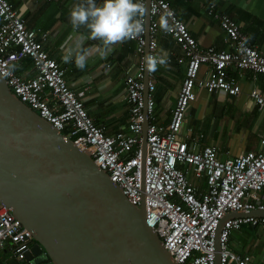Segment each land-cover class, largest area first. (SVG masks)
<instances>
[{"label": "built area", "instance_id": "1", "mask_svg": "<svg viewBox=\"0 0 264 264\" xmlns=\"http://www.w3.org/2000/svg\"><path fill=\"white\" fill-rule=\"evenodd\" d=\"M142 2L149 14L148 39L144 16V32L130 40L136 46L137 66L125 80L128 121L124 130L107 135L104 127L94 123L83 102L66 84L64 70L44 50L47 34L38 35L27 28L8 0H0V76L21 102L87 151L129 202L139 206L144 196L146 221L177 264H215L220 222L232 212H264V139L259 142V150L222 161L215 147H198L197 141L179 134L186 112L196 99L197 87L209 94L237 96L241 87L230 71L264 75V53L250 44L233 19L216 13L214 4L207 13L219 22L227 43L225 50L200 48L166 0ZM161 17L168 19L172 31L161 29ZM159 32L179 46L181 55L167 61L182 66L184 75L167 126L155 122V71L146 64L148 56L158 57ZM25 59L35 72L29 79L12 68V64ZM203 66H208V71L200 78ZM248 99L259 109L264 108V94L258 90L250 91ZM145 115L148 124L143 159ZM189 175L203 180L205 189L193 184ZM243 226L256 228L264 235V217L227 219L219 235V264H255L250 255L234 252L228 245L231 233ZM33 244L30 233L0 204V264H34L26 261ZM4 254L9 255L6 261H2Z\"/></svg>", "mask_w": 264, "mask_h": 264}, {"label": "crops", "instance_id": "2", "mask_svg": "<svg viewBox=\"0 0 264 264\" xmlns=\"http://www.w3.org/2000/svg\"><path fill=\"white\" fill-rule=\"evenodd\" d=\"M25 21L27 28L47 34L44 50L50 58L64 70V80L80 99L88 115L96 124L104 127L107 135L124 130L128 121V105L125 102L126 76L135 72L137 66L136 46L133 41L113 46L111 52L103 56V45L90 37V30L81 27L73 30L70 14L73 8L84 0H8ZM175 10L178 18L187 26L200 48L227 49L224 33L219 22L207 13L214 4L216 13L233 19L248 36L251 45L264 53V0H166ZM102 6L103 0H96ZM83 37V39H81ZM158 57L164 52L168 58L181 55L179 46L161 32L157 34ZM86 50V67H76L75 54ZM69 56V62L65 61ZM12 68L24 79L35 72L29 60L12 64ZM208 66H203L199 77L207 75ZM241 87L237 96L223 93H207L195 89L196 99L186 112L185 121L179 135L197 141L198 147L213 146L222 161L240 154L259 150L264 139V108L259 109L248 99L252 90L264 94V75L250 71H230ZM183 68L175 62L167 66H157L155 71L156 89L155 122L167 126L183 80ZM188 130H191L188 132ZM229 131V133H228ZM225 134L229 138L224 137ZM237 138L234 145L232 141ZM235 147H234V146ZM189 180L204 190L203 180ZM241 235V237H239ZM229 248L239 254L250 255L255 264H264V235L255 232H232ZM254 250V253L251 251Z\"/></svg>", "mask_w": 264, "mask_h": 264}, {"label": "water", "instance_id": "3", "mask_svg": "<svg viewBox=\"0 0 264 264\" xmlns=\"http://www.w3.org/2000/svg\"><path fill=\"white\" fill-rule=\"evenodd\" d=\"M150 0H147V4ZM146 39L149 14L146 10ZM146 73V71H145ZM147 77L143 95L147 97ZM145 115L141 140L146 153ZM0 204L20 222L34 244L26 261L34 264H177L146 221L89 153L65 138L21 102L0 76ZM264 212H232L234 217Z\"/></svg>", "mask_w": 264, "mask_h": 264}, {"label": "clouds", "instance_id": "4", "mask_svg": "<svg viewBox=\"0 0 264 264\" xmlns=\"http://www.w3.org/2000/svg\"><path fill=\"white\" fill-rule=\"evenodd\" d=\"M145 14L146 9L142 0H103L102 6H97L96 0H84V3L75 6L71 11L70 23L73 30H78L82 26L90 30V37L102 43L103 56L106 58L114 45L136 39L144 32ZM160 27L164 32L172 31L166 17H161ZM89 54L86 50L76 52L77 68L83 70L86 67ZM167 57L166 52L160 57L148 56L146 58L148 69L156 71L158 65L166 67ZM64 59L69 62L70 57L65 56Z\"/></svg>", "mask_w": 264, "mask_h": 264}, {"label": "trees", "instance_id": "5", "mask_svg": "<svg viewBox=\"0 0 264 264\" xmlns=\"http://www.w3.org/2000/svg\"><path fill=\"white\" fill-rule=\"evenodd\" d=\"M95 123V122H94ZM96 124V123H95ZM97 126H99L98 124H96ZM247 230V231H253V232H255V230H256V228H253V227H251V226H248V227H246V226H243L239 231L241 232V231H243V230ZM235 232H238V231H235ZM231 241V235L229 236V242ZM229 242H228V244H229ZM7 260V258L6 257H4L3 256V259H2V261H6Z\"/></svg>", "mask_w": 264, "mask_h": 264}, {"label": "rangeland", "instance_id": "6", "mask_svg": "<svg viewBox=\"0 0 264 264\" xmlns=\"http://www.w3.org/2000/svg\"><path fill=\"white\" fill-rule=\"evenodd\" d=\"M228 133H229V131H228ZM224 137L229 138L228 134H227V135L225 134ZM232 143H233L234 145H236V143H237V138H235L234 141H232ZM234 145H233V146H234ZM234 147H235V146H234ZM239 237H241V235H239ZM251 253H254V250H252ZM8 256H9V255L4 254V257L8 258Z\"/></svg>", "mask_w": 264, "mask_h": 264}, {"label": "bare ground", "instance_id": "7", "mask_svg": "<svg viewBox=\"0 0 264 264\" xmlns=\"http://www.w3.org/2000/svg\"><path fill=\"white\" fill-rule=\"evenodd\" d=\"M10 90V89H9ZM63 135V134H62Z\"/></svg>", "mask_w": 264, "mask_h": 264}]
</instances>
